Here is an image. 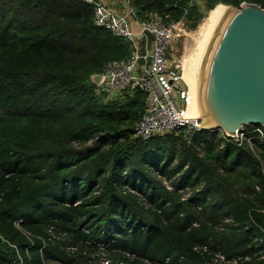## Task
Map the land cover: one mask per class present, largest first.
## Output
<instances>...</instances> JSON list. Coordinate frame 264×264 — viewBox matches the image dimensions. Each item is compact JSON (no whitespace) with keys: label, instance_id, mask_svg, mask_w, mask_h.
Instances as JSON below:
<instances>
[{"label":"trees","instance_id":"1","mask_svg":"<svg viewBox=\"0 0 264 264\" xmlns=\"http://www.w3.org/2000/svg\"><path fill=\"white\" fill-rule=\"evenodd\" d=\"M243 2L264 8V0L134 6L142 18L185 17L196 28L202 11ZM93 18L81 0H0V264H97L101 251L111 264H205L202 245L264 264V142L257 157L247 145L221 147L206 130L191 143L183 130L135 138L147 95L95 93L91 76L130 48Z\"/></svg>","mask_w":264,"mask_h":264},{"label":"built area","instance_id":"2","mask_svg":"<svg viewBox=\"0 0 264 264\" xmlns=\"http://www.w3.org/2000/svg\"><path fill=\"white\" fill-rule=\"evenodd\" d=\"M81 1L92 5L96 26L124 39L130 48L126 58L112 59L104 64L95 93L108 101L123 100L137 90L143 91L147 95L146 102L144 111L135 124L134 137L149 140L183 130L184 139L191 143L192 135L202 130L203 124L198 116L188 114L195 96L184 79L183 56L176 54L173 49L175 41L187 33L188 20L183 17L178 21H168V16L157 12H151L142 18L134 6V0ZM212 132L220 138L221 147L230 143L237 146L247 145L259 157L258 141L264 142V127L243 126L235 135L222 129ZM200 154L203 151L200 150ZM164 184L170 189L173 188L170 180L164 179ZM189 195L190 191L186 192L183 200ZM228 221L230 219L226 220ZM68 249L74 251L75 247ZM195 250L210 255L205 264H244L249 259L229 256L219 248L211 251L208 245L197 246ZM126 256L135 255L126 253ZM168 261L166 258L146 260V263L168 264ZM47 264L68 263L48 260ZM97 264H111L105 252L101 251Z\"/></svg>","mask_w":264,"mask_h":264},{"label":"water","instance_id":"3","mask_svg":"<svg viewBox=\"0 0 264 264\" xmlns=\"http://www.w3.org/2000/svg\"><path fill=\"white\" fill-rule=\"evenodd\" d=\"M227 6L202 79L198 118L202 130L235 135L243 126L264 127V8L250 2ZM91 79L98 84L101 75Z\"/></svg>","mask_w":264,"mask_h":264},{"label":"bare ground","instance_id":"4","mask_svg":"<svg viewBox=\"0 0 264 264\" xmlns=\"http://www.w3.org/2000/svg\"><path fill=\"white\" fill-rule=\"evenodd\" d=\"M228 13L229 7L225 5H220L214 10H212L210 14V17L208 19V25L205 31L206 38L204 40V47L203 49H201L199 56L197 55L196 57L197 65L194 67V73L192 74V80L190 81L192 87L189 83V74L185 70L184 79L187 83H189L188 85L190 86L191 91L194 93L195 96L193 106L188 111V114L190 116L196 117L202 116L203 114V108L201 105V98L203 92L202 79L215 39L219 34L221 28L223 27V23L227 19ZM192 81L194 82L195 86L193 85Z\"/></svg>","mask_w":264,"mask_h":264},{"label":"rangeland","instance_id":"5","mask_svg":"<svg viewBox=\"0 0 264 264\" xmlns=\"http://www.w3.org/2000/svg\"><path fill=\"white\" fill-rule=\"evenodd\" d=\"M196 1L199 4L204 5V0H196ZM220 5H224V4H220ZM220 5H217L216 7ZM202 10H204L203 7H202ZM212 10L208 12L209 14L207 13L206 10L202 11L203 13L207 15H205L206 17L205 16L203 17L199 25L196 28H188L187 33L179 37L173 44L174 52L178 55L183 56L185 70L189 74V83L192 80V76H193L192 74L194 73V67L197 65L196 57L197 55L199 56L201 49H203L204 47V40L206 38L205 31H206V28L208 25V19L210 17ZM193 85L195 86L194 82H193ZM190 86L192 87L191 83H190ZM162 180L164 181V179Z\"/></svg>","mask_w":264,"mask_h":264}]
</instances>
